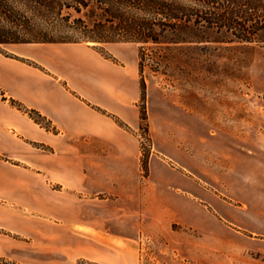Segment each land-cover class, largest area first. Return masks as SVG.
Instances as JSON below:
<instances>
[{"label":"crops","instance_id":"obj_1","mask_svg":"<svg viewBox=\"0 0 264 264\" xmlns=\"http://www.w3.org/2000/svg\"><path fill=\"white\" fill-rule=\"evenodd\" d=\"M126 44L135 45L106 44L110 58L97 45L84 43H21L0 49L4 261L153 264L140 247L143 231H150L152 221H182L176 201H95L104 191L134 189L140 172V141L124 128L139 126L141 98L135 47H120ZM51 182L64 190L62 198L45 196ZM186 225L196 227L189 220ZM231 232L239 244L223 245L230 260L232 255L241 259L244 248L264 255V234ZM186 242L184 252L193 259L198 238L190 235ZM156 264L193 263L170 258Z\"/></svg>","mask_w":264,"mask_h":264},{"label":"rangeland","instance_id":"obj_2","mask_svg":"<svg viewBox=\"0 0 264 264\" xmlns=\"http://www.w3.org/2000/svg\"><path fill=\"white\" fill-rule=\"evenodd\" d=\"M228 46L209 45L207 61L196 54L204 49L191 46L194 68L188 76L176 71L188 64L158 65L160 50L146 49V120L135 129L124 127L140 141L136 185L94 196L95 201H176L182 221H152L150 231H143L140 247L153 264L170 258L193 264L264 261V255L245 248L241 259L232 255L230 260V251L223 249L225 243L239 242L231 228L264 234V44ZM97 47L112 57L110 45ZM120 47H135L137 56L136 44ZM44 194L60 199L64 190L51 182ZM190 235L198 238L193 259L183 249ZM207 235L215 238L208 241ZM0 264L15 263L0 258Z\"/></svg>","mask_w":264,"mask_h":264},{"label":"trees","instance_id":"obj_3","mask_svg":"<svg viewBox=\"0 0 264 264\" xmlns=\"http://www.w3.org/2000/svg\"><path fill=\"white\" fill-rule=\"evenodd\" d=\"M21 43L136 44L145 121L146 49L160 50L158 65L188 64L175 68L188 76L195 47L205 50L196 54L207 61L211 44H264V0H0V46Z\"/></svg>","mask_w":264,"mask_h":264}]
</instances>
